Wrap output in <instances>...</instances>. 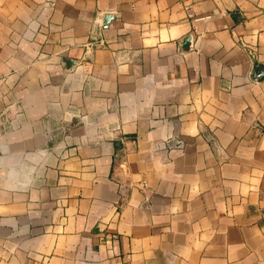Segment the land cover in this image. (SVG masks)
<instances>
[{
    "label": "crops",
    "instance_id": "1",
    "mask_svg": "<svg viewBox=\"0 0 264 264\" xmlns=\"http://www.w3.org/2000/svg\"><path fill=\"white\" fill-rule=\"evenodd\" d=\"M0 264H264V0H0Z\"/></svg>",
    "mask_w": 264,
    "mask_h": 264
},
{
    "label": "built area",
    "instance_id": "2",
    "mask_svg": "<svg viewBox=\"0 0 264 264\" xmlns=\"http://www.w3.org/2000/svg\"><path fill=\"white\" fill-rule=\"evenodd\" d=\"M183 8H184V10L186 12V16L190 17L191 14H192L191 13V8H190V4L188 2H184L183 3ZM181 143H182V140H181L180 137H174V138L167 139V140L164 141V144L166 146H169V147L179 146Z\"/></svg>",
    "mask_w": 264,
    "mask_h": 264
}]
</instances>
